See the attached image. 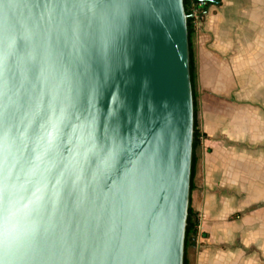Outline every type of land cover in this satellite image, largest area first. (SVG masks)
Here are the masks:
<instances>
[{"label": "water", "instance_id": "obj_1", "mask_svg": "<svg viewBox=\"0 0 264 264\" xmlns=\"http://www.w3.org/2000/svg\"><path fill=\"white\" fill-rule=\"evenodd\" d=\"M193 120L183 0H0V139L80 177L10 264H183Z\"/></svg>", "mask_w": 264, "mask_h": 264}, {"label": "crops", "instance_id": "obj_2", "mask_svg": "<svg viewBox=\"0 0 264 264\" xmlns=\"http://www.w3.org/2000/svg\"><path fill=\"white\" fill-rule=\"evenodd\" d=\"M191 42L198 124L206 137L196 150L190 207L199 217V236L186 249L187 264H252L236 259L235 241L254 235L262 259L257 264H264V197L251 198L250 102L252 71L264 54V0H220L200 18ZM259 129L261 140L264 123ZM258 158L264 160L263 149ZM259 202L262 208L248 211Z\"/></svg>", "mask_w": 264, "mask_h": 264}, {"label": "clouds", "instance_id": "obj_3", "mask_svg": "<svg viewBox=\"0 0 264 264\" xmlns=\"http://www.w3.org/2000/svg\"><path fill=\"white\" fill-rule=\"evenodd\" d=\"M51 136L38 130L31 141L7 133L0 139V264H10L43 230L47 207L59 186L80 178L78 173L72 178L71 157L66 160L52 150ZM82 153L95 160L98 168L106 163L90 147ZM87 163L82 156L81 168Z\"/></svg>", "mask_w": 264, "mask_h": 264}, {"label": "rangeland", "instance_id": "obj_4", "mask_svg": "<svg viewBox=\"0 0 264 264\" xmlns=\"http://www.w3.org/2000/svg\"><path fill=\"white\" fill-rule=\"evenodd\" d=\"M264 54H261V59L263 60ZM260 60V62L255 63L258 67L257 70L252 71V76L250 79L252 90H251V98L250 102L252 104V142H251V152L252 158V169L259 167L260 170H263L264 160L262 158H258L261 154L262 149L264 150V137L263 139H259V134L262 132L259 129V124L264 123V61ZM196 92H197V116L199 112V103H200V93L198 90V86L196 83ZM198 152V149H197ZM263 163V164H262ZM251 172V198L252 200H257L260 197H264V171H256ZM256 201V200H254ZM261 202L252 204L249 210L262 208L263 206ZM246 210V209H245ZM241 213L236 212L234 218H238ZM252 216L255 215L254 212L251 213ZM264 218V215H263ZM262 226L263 223L261 222ZM256 237V238H255ZM198 239V237H197ZM236 247V259L245 260L247 263L250 261L252 264H257L262 259L260 258L259 253V238L258 236H243L236 238L235 241ZM190 249V247H188ZM187 248V249H188ZM238 263V262H237Z\"/></svg>", "mask_w": 264, "mask_h": 264}, {"label": "trees", "instance_id": "obj_5", "mask_svg": "<svg viewBox=\"0 0 264 264\" xmlns=\"http://www.w3.org/2000/svg\"><path fill=\"white\" fill-rule=\"evenodd\" d=\"M184 10L187 14V32H188V43H189V74H190V82L192 87V96H193V104H194V120H193V141H192V159H191V180H190V191L192 189V179L195 173V166L197 162L196 150L201 145L202 138H205L206 135L201 132L198 124V116H197V92H196V64L193 55L192 42L191 38L195 32L194 27V19L190 17V12L188 10L189 2L187 0H183ZM207 5V3H206ZM205 5V6H206ZM204 6V7H205ZM203 7V8H204ZM201 9L200 11H202ZM185 228V237H184V262L183 264H187L186 259V249L190 246H194L197 241V237L199 236V217L197 213H195L190 205L188 208V215L186 221Z\"/></svg>", "mask_w": 264, "mask_h": 264}, {"label": "built area", "instance_id": "obj_6", "mask_svg": "<svg viewBox=\"0 0 264 264\" xmlns=\"http://www.w3.org/2000/svg\"><path fill=\"white\" fill-rule=\"evenodd\" d=\"M189 2L188 10L190 12V17L194 19V27L195 29L198 27L200 20L201 9L206 5L205 0H187Z\"/></svg>", "mask_w": 264, "mask_h": 264}]
</instances>
